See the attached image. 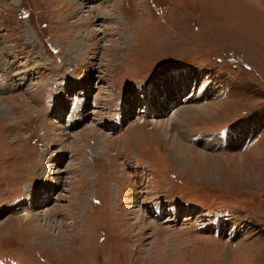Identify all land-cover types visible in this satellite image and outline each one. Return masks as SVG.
Returning <instances> with one entry per match:
<instances>
[{
    "label": "rangeland",
    "instance_id": "1",
    "mask_svg": "<svg viewBox=\"0 0 264 264\" xmlns=\"http://www.w3.org/2000/svg\"><path fill=\"white\" fill-rule=\"evenodd\" d=\"M0 101L1 261L264 264V0H0Z\"/></svg>",
    "mask_w": 264,
    "mask_h": 264
},
{
    "label": "bare ground",
    "instance_id": "2",
    "mask_svg": "<svg viewBox=\"0 0 264 264\" xmlns=\"http://www.w3.org/2000/svg\"><path fill=\"white\" fill-rule=\"evenodd\" d=\"M206 81V79L204 81H200V84L198 86H201L202 83H204ZM184 89V91H187V93L185 94V97H183L181 99V107L180 109H177L173 112V114L171 115V117H169V119L167 120V122H163V123H160L158 121H156V126H161L162 129L166 130L167 132V140L168 142L170 141L173 145V147L177 148L176 144H178L179 142H181L182 144V141L181 139L178 137L177 134L173 133L172 132V127L176 130H178L180 127L181 128H185L187 127L186 125L188 123H190V121H192V116H195V117H200V116H208L209 115V112H210V108L211 107H215L217 106L216 104L214 105H211L212 103L210 101L206 102L205 100L207 99V94H208V99L210 98H216L217 96H219L218 92L216 93L214 91V94H212V96L209 95V93H204L203 95L197 97V87L194 86L193 84H191L190 87H188V85L184 86L182 88V90ZM159 92V91H157ZM177 92V91H176ZM181 92V91H180ZM178 92V93H180ZM190 92H194L193 94H191ZM156 93V92H155ZM155 93H153L150 97L147 96L146 98V106L151 108L152 109V106L154 105L155 106V110L154 112H158V110L163 106L162 105V101L160 100H166L165 102H163L164 104H166L167 99L166 98H163V99H160V95H157L155 96ZM149 94V93H148ZM146 97V96H145ZM159 99H158V98ZM200 97H204L205 99H203V102H197V103H194L193 101L195 100H199ZM225 100V99H224ZM1 102V101H0ZM155 102V103H154ZM186 102H190V103H186ZM206 102V103H205ZM185 103V104H184ZM1 103H0V108H1ZM219 105V104H218ZM143 109V108H142ZM1 110V109H0ZM122 119H124V117L122 116ZM163 124H165V126H162ZM167 126V127H166ZM157 128V127H156ZM161 129V128H160ZM241 129V128H240ZM242 130H244V128H242ZM173 133V134H172ZM172 134V135H171ZM181 136V135H179ZM203 137V136H202ZM184 144V143H183ZM182 144V145H183ZM184 146V145H183ZM179 149V148H178ZM180 150V149H179ZM200 152V151H199ZM205 155V154H203ZM38 194V192L36 193V195ZM35 195V200L34 202L36 201L37 204H42L44 203L45 199H43V196L41 195ZM30 197L32 198L33 200V196L30 194ZM32 203V201H31ZM36 205V204H35ZM138 212V211H137ZM28 217L29 215H31V213H28L27 214ZM139 217L142 218V216L139 215ZM21 223V221H20ZM236 254V253H235Z\"/></svg>",
    "mask_w": 264,
    "mask_h": 264
}]
</instances>
